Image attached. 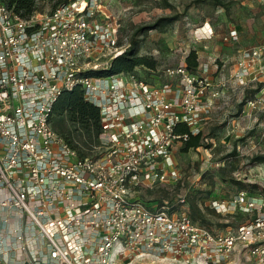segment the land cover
Masks as SVG:
<instances>
[{
	"label": "built area",
	"instance_id": "2783aa9c",
	"mask_svg": "<svg viewBox=\"0 0 264 264\" xmlns=\"http://www.w3.org/2000/svg\"><path fill=\"white\" fill-rule=\"evenodd\" d=\"M118 31L103 0H68L28 15L0 0V264H142L163 255L209 264L237 245L264 264V197L239 189L233 203L249 216L212 230L131 195L143 180L175 176L172 151L188 137L176 126L198 132L226 82L205 63L193 72L184 62L167 68L164 84L131 72L88 73L124 51ZM263 55L264 43L241 51L239 85ZM77 86L99 110L95 154L80 155L51 123L53 102Z\"/></svg>",
	"mask_w": 264,
	"mask_h": 264
},
{
	"label": "rangeland",
	"instance_id": "374dc122",
	"mask_svg": "<svg viewBox=\"0 0 264 264\" xmlns=\"http://www.w3.org/2000/svg\"><path fill=\"white\" fill-rule=\"evenodd\" d=\"M59 0H35L38 10L52 8ZM170 6H165V2ZM103 0L109 13L118 17L119 43L136 55L154 60V67L140 65L136 74L152 84H164L170 78L166 69L184 62L195 49L198 62L207 64L212 77L225 78L226 86L213 100L212 108L200 122L201 145L187 151L177 143L172 151L170 169L175 176L166 182L143 180L131 189V195L150 207H163L189 214V203L201 207L212 230L224 223L238 224L249 213L233 203L239 189L255 197H264V96L253 110L244 112V99L264 94V55L249 66V77L239 85L233 77L244 48L264 43V0ZM179 14L178 20L142 29L158 17ZM210 31L205 32L203 28ZM229 32L236 41L225 40ZM203 33V35L201 34ZM205 34V35H204ZM124 49V50H125ZM250 99V98H249ZM52 125L84 154L99 152L95 138L92 147L84 142L86 132L71 122L66 114L52 117ZM91 140V139H90ZM225 201L223 210L212 212V201ZM147 257L142 264H190L180 257ZM209 264H257L249 250L237 245L227 257Z\"/></svg>",
	"mask_w": 264,
	"mask_h": 264
},
{
	"label": "trees",
	"instance_id": "16d2710c",
	"mask_svg": "<svg viewBox=\"0 0 264 264\" xmlns=\"http://www.w3.org/2000/svg\"><path fill=\"white\" fill-rule=\"evenodd\" d=\"M1 1L7 6L12 7L15 11L19 12L22 15H28L38 10L35 0H1ZM67 1L68 0H59L56 3V5H58L59 3L63 4L64 2H67ZM195 1H201V0H195ZM215 1L220 5H223V6L225 5V2L223 0H215ZM164 5L170 6V3L166 1ZM179 16H180L179 14H172L168 16L158 17L155 21H153V23L142 27V29L143 28L144 29L155 28L159 26L160 24H164V23L166 24L176 19L178 20ZM154 63L155 62L153 59H149L146 56L143 57V55H136L134 51L131 48H129V49H125L122 53L115 56L110 61V64L107 68L95 69L94 71L88 70V73L107 75L109 73L113 74V73H120V72H126V73L131 72L137 75L139 78H143V77H140L138 74H136V71L134 68L140 65L147 66L148 68H153ZM184 63L187 69L191 70L192 72L193 70L196 69L199 62H198L197 53L195 49H190L188 51L187 55L184 58ZM143 80L147 81L144 78ZM258 90H259L258 87L252 89L254 95L257 94ZM245 101H247V98L244 99L243 102ZM53 103L54 104L52 105V117L55 115L66 114L69 120H71V122L75 123L78 127L82 128L86 132L87 138L84 139V142L87 145L92 147L95 143L99 144L100 142L99 133L101 132L99 110L97 106H95L94 104L92 105V103H90L84 98L83 90L81 89V87L77 86V87L72 88L71 90H65L61 92L60 95L56 98V100ZM175 131L180 132V133H187L188 135V137L181 143L180 149L182 151H187L190 148H196L202 144L201 143V139H202L201 130H199L196 133H191L188 125H186L185 123H179L176 126ZM60 135L72 147L77 149L80 155H85L77 147H75V145H73L71 141L68 138H66V136L62 134ZM92 136L95 138V141H94L95 143H93ZM255 158L258 159L259 161H264V155L259 154ZM206 208H208L212 212L215 211L210 206H206ZM189 215L194 221L204 224V222L199 220V219L201 220L204 219L202 209L194 201H191L189 203ZM246 218L247 217H244V219H242L241 221H244ZM204 225L208 226L207 224H204ZM231 225H232L231 223H224V227L231 226Z\"/></svg>",
	"mask_w": 264,
	"mask_h": 264
},
{
	"label": "bare ground",
	"instance_id": "6f19581e",
	"mask_svg": "<svg viewBox=\"0 0 264 264\" xmlns=\"http://www.w3.org/2000/svg\"><path fill=\"white\" fill-rule=\"evenodd\" d=\"M201 29H203V31H205V32L209 31V29L205 28V26L203 28H201Z\"/></svg>",
	"mask_w": 264,
	"mask_h": 264
}]
</instances>
